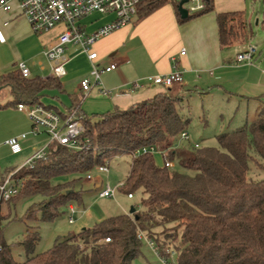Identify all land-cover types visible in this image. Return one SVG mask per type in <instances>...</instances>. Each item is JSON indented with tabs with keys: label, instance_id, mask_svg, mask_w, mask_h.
Returning <instances> with one entry per match:
<instances>
[{
	"label": "trees",
	"instance_id": "obj_1",
	"mask_svg": "<svg viewBox=\"0 0 264 264\" xmlns=\"http://www.w3.org/2000/svg\"><path fill=\"white\" fill-rule=\"evenodd\" d=\"M169 2L141 0L138 20ZM206 4L204 11L186 19L177 5L179 23L213 12V0ZM217 23L222 50L244 45L252 37L245 12L217 14ZM168 91L127 109L83 114L82 149L50 143L45 159L16 171L12 186L18 194L3 205L39 201L20 218L32 224L18 244L25 261H16L12 248L4 244L0 264H133L144 245L140 232L156 243L165 259L174 253L176 264H264V179H259L264 174V104L254 120L216 136L218 147H184L180 136L192 119L184 113V97ZM64 92L60 79L24 77L18 69L0 76V99L11 96L7 104L0 103V110L43 105L44 98L56 100ZM79 102L74 99L68 111L80 110ZM151 147L175 167L158 166L152 153L132 158L119 191L133 195V200L142 195L140 208L133 206L134 214L107 217L92 228L57 239L46 252H35L41 241L40 224L55 222L72 205L84 206L78 187L97 166H109L115 157ZM253 169L257 178L249 175ZM2 229L1 225L0 235ZM107 238L111 241L105 242Z\"/></svg>",
	"mask_w": 264,
	"mask_h": 264
},
{
	"label": "crops",
	"instance_id": "obj_2",
	"mask_svg": "<svg viewBox=\"0 0 264 264\" xmlns=\"http://www.w3.org/2000/svg\"><path fill=\"white\" fill-rule=\"evenodd\" d=\"M250 1L213 0V12L182 24L179 23L176 3L169 2L143 20L127 24L99 40L92 49L98 54L95 61L89 60L77 46L69 45L65 53L68 59L66 75L60 79L65 92L58 94L59 98L56 100L44 98L42 103L63 114L72 106L74 99H78L80 111L88 117L104 114L115 108L127 109L165 91L152 83V77L168 75L178 69L183 73V83L169 89V94L188 96L193 93L208 98L215 93H223V97L228 99L247 106L254 105L255 113L247 120L252 121L264 104V60L257 47L258 54L252 65L238 63V54L246 51L250 45H255L252 37L244 45L222 50L217 23V14L245 12L253 32L254 9L249 7ZM114 19L113 15L95 13L81 20L80 26L86 34H93ZM257 23L259 26V18ZM0 26L6 38V42L0 44V76L18 70L19 63L24 62L30 70V77L54 78L52 65L44 53L56 41L62 29L57 31L56 28L43 35L35 34L16 1L11 2L9 12L0 11ZM243 46L246 48L238 50ZM183 50L185 55H181ZM112 63H116L117 68L110 73H102L101 86H94L88 96L82 99L84 93L81 81L85 78L92 79L90 72L93 66L102 70ZM135 82L144 87L137 91L131 90V85ZM101 87L110 91V95H102ZM0 111L6 115L4 124L0 125V169L6 167L5 173L0 177L2 182L23 167L37 151L48 146L46 144L49 138L45 133L30 135L33 124L20 110L9 107ZM21 134L29 136L21 142V151L14 153L5 142ZM189 144L194 145L191 137ZM20 157L21 165L8 167L19 162L17 158ZM84 183L88 185L89 192L84 194L83 207L72 205L75 209L73 224L76 223L77 212L81 216L87 214L85 201L88 195L97 194L96 201L105 199L100 198L99 193L109 185L94 177ZM130 210L123 208L121 214H129ZM70 216L69 212L68 218Z\"/></svg>",
	"mask_w": 264,
	"mask_h": 264
},
{
	"label": "built area",
	"instance_id": "obj_3",
	"mask_svg": "<svg viewBox=\"0 0 264 264\" xmlns=\"http://www.w3.org/2000/svg\"><path fill=\"white\" fill-rule=\"evenodd\" d=\"M13 1L18 2L21 11L27 17L35 34H47L59 26L63 27L56 41L44 53L46 59L52 65V74L54 78L58 79L66 75V64L68 59L65 53L69 45L77 46L83 54L88 56L89 60L95 61L98 58V54L92 51L94 45L119 28L131 23L133 18L138 14V5L141 2V0H0V11L9 12L11 10V2ZM169 1L176 3L178 7L183 2L182 8L187 11L188 15L200 13L204 11L207 6L206 0ZM95 13L113 15L115 19L97 32L86 34L81 28L80 22L84 18ZM7 24L8 23H5V25ZM5 42L6 38L0 26V44H4ZM185 54L186 52L183 50L181 55ZM257 54V46L250 45L246 51L238 54L236 60L241 64L252 65ZM175 61L176 60H173V62ZM116 68V63H112L102 70L93 66L90 72L92 79L85 78L81 81V89L84 93L82 99L88 96L94 86H101L100 76L102 73H110ZM18 69L24 77H30V70L24 62L19 63ZM151 81L155 86L169 90L183 83V73L176 69L168 75L154 76L151 78ZM143 87V84L135 82L131 85L130 89L137 91ZM100 92L104 96H108L111 93L104 87H101ZM17 110L25 113L33 124V129L29 133L30 135L45 133L49 138V144L58 143L73 149L83 148L79 142V137L84 133L85 128L83 124V114L79 110V107L70 111L66 110L63 114H59L41 104H20ZM29 134L15 136L7 140L5 145L9 146L14 153H19L21 151V142L26 140ZM183 142L190 143V136L186 131L180 136V143ZM48 146L37 151L24 166H31L37 159H45L48 153ZM194 146L198 148L200 144H194ZM157 151L158 149L154 147L143 148L133 154L132 158L138 156L140 153H152L154 155ZM159 153L163 156L162 152L159 151ZM163 166L174 168L175 163L164 162ZM16 171L0 182V214L2 205L18 194V189L12 186V176ZM95 172L108 173L109 167L97 166ZM93 177L94 175L91 173L87 176V180L91 181ZM123 186L124 181L114 188L108 185L99 193V197L113 199L116 197L119 188ZM128 198L133 199L134 197L130 194ZM69 211L71 213L69 223L73 224L75 209L70 206ZM139 238L150 247L159 258L161 264H176L174 253H171L170 258L167 260L160 255L156 243L151 238L147 237L143 232H140ZM110 241V238L105 239V242ZM1 249L2 246L0 245V250Z\"/></svg>",
	"mask_w": 264,
	"mask_h": 264
},
{
	"label": "rangeland",
	"instance_id": "obj_4",
	"mask_svg": "<svg viewBox=\"0 0 264 264\" xmlns=\"http://www.w3.org/2000/svg\"><path fill=\"white\" fill-rule=\"evenodd\" d=\"M249 4V7L254 9L253 44L259 48L261 59L264 60V0H251ZM258 18L260 19L259 26H257ZM137 21L138 18L136 16L129 24H134ZM62 28V26L57 27V31ZM244 48H246V46L238 50ZM183 97L184 99L186 98L184 113L192 119L186 132L191 137V142L193 144L199 143L201 146L218 147L216 136L241 127L247 120H250V117L255 113L254 105L247 106L234 99H228V97H223V93H215L212 97L208 98H203L193 93ZM9 100H11V96L8 94L0 99V103L4 105L7 104ZM5 117L6 115L0 111V125L4 124L6 120ZM49 142L48 140L46 145H48ZM181 145L186 147L188 146V142H183ZM154 156L156 164L158 166H163L164 160L159 150ZM21 158L22 157L17 158L19 162H15L12 166L8 165V167L21 165ZM131 164L132 156H118L110 161L108 166L110 170L108 173L99 174L94 172L93 175L94 178L102 179L104 184H109L110 187L114 188L122 181L126 180L130 172ZM5 169V166L0 169V177L5 173ZM256 171L257 170L254 169L251 170L249 174L250 177L257 178L258 172ZM259 177V179H264V174H261ZM88 188V185L82 182L78 190L80 189L85 194L89 192ZM97 197L95 193L90 196L88 195L85 201L88 212L86 215L82 216L77 212L75 215L76 223L73 225L69 223L68 217L70 211H67L65 215L53 223L40 224L41 241L37 245L35 252H46L54 246L57 239L78 234L83 229L92 228L96 223L103 220V215L107 218L121 214L123 208L126 211H129L133 206L140 208L142 201L141 194H136L134 200H129L127 195L121 193L119 190L116 197L113 199L105 198L96 201ZM37 201H39V198L27 202H19L17 205L12 202L8 206L3 205L1 208L0 222L3 229L1 233L2 236L0 235V245H9L13 250L14 258L18 262H24L26 259L23 249L18 244L23 241L26 230L32 225L31 223L23 222L20 218L24 216L31 204ZM76 211H79V209L76 208ZM82 212L83 210L80 211V213ZM17 218L18 220H16ZM133 264H161V262L144 242L142 253Z\"/></svg>",
	"mask_w": 264,
	"mask_h": 264
},
{
	"label": "water",
	"instance_id": "obj_5",
	"mask_svg": "<svg viewBox=\"0 0 264 264\" xmlns=\"http://www.w3.org/2000/svg\"><path fill=\"white\" fill-rule=\"evenodd\" d=\"M182 5H183V2L178 7L179 13L183 19H186V18H188V13L185 9L182 8ZM134 213H135V208L131 207L130 214H134Z\"/></svg>",
	"mask_w": 264,
	"mask_h": 264
}]
</instances>
